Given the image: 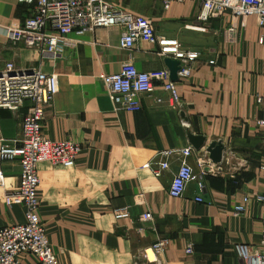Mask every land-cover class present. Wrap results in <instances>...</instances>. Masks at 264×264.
Returning <instances> with one entry per match:
<instances>
[{
	"label": "crops",
	"instance_id": "obj_1",
	"mask_svg": "<svg viewBox=\"0 0 264 264\" xmlns=\"http://www.w3.org/2000/svg\"><path fill=\"white\" fill-rule=\"evenodd\" d=\"M106 1L149 19L157 37L200 53L190 76L176 82L180 108L171 106L161 83L154 81V92L140 98V111H116L100 78L119 73L125 63L158 74L166 67L156 45L137 41L125 51L119 47V27L101 28L75 31L69 37L74 47L60 57H42L23 44L13 45L4 34L21 26L29 17L28 7L0 0V67L12 63L19 70L56 74L59 92L45 110L43 134L81 147L72 168L38 167V214L59 263L240 264L234 246L258 243L264 215L253 199L264 194V133L256 123L262 113L255 103V96L264 92V36L256 19L235 18L226 11L203 23L196 19V0L168 10L159 0ZM231 26L235 33L227 36ZM30 106L25 101L18 111L0 110V145L18 139ZM188 133L204 137L206 144L187 159L195 179L181 197L171 198L168 188L181 163L180 152L190 147ZM212 142L225 148L223 168L201 175L197 160ZM160 162L169 168L157 178L143 168ZM1 171L0 227L22 224L24 207L5 201L19 184V163L4 161ZM198 196L202 203L195 201ZM245 196L251 198L247 210L235 216L233 208ZM146 213L151 219L141 220ZM162 238L167 249L155 261L147 258L144 251ZM188 245L191 253L185 251ZM21 264L40 263L26 255Z\"/></svg>",
	"mask_w": 264,
	"mask_h": 264
},
{
	"label": "built area",
	"instance_id": "obj_2",
	"mask_svg": "<svg viewBox=\"0 0 264 264\" xmlns=\"http://www.w3.org/2000/svg\"><path fill=\"white\" fill-rule=\"evenodd\" d=\"M189 0H159L164 10L172 4H182ZM200 8L196 19L207 22L228 11L233 17L246 19L254 17L264 36V0H196ZM29 9V17L21 26L7 28L4 31L8 41L13 45L23 44L40 56L60 57L64 50L74 47L69 37L75 31L92 32L101 28L119 27L121 35L119 47L125 51L134 49L137 41L158 47L157 55L162 59H171L179 63L177 80H185L191 74V65L199 60L200 53L184 49L177 40L157 37L149 19L141 15L121 10L106 0H18ZM235 33L233 26L227 28V36ZM262 41V37H260ZM214 64V61H208ZM106 86L107 96L113 108L118 111L138 112L141 110L140 98L154 92V81L161 83L160 90L168 97V102L180 108V96L177 83L169 80L166 68L158 74L139 71L133 63H125L119 73L100 76ZM59 92L58 76L45 73L40 68L19 70L12 63L0 67V110L18 111L25 101L31 103L29 111L24 114L20 123L17 140L0 145V187H4L5 178L1 171L4 161H17L20 166L19 184L17 188L5 196L6 203L21 204L24 207L25 221L22 224L0 227V264H21L26 255L33 256L40 264H60L42 225L38 208L40 200L38 188L40 178L38 167L49 164L52 167L72 168L81 147L72 141H51L42 130V121L46 108L53 105ZM157 103L162 99L157 98ZM255 103L260 107L261 117L257 125L264 133V92L255 96ZM264 144V135H263ZM171 152H164L169 155ZM193 154L191 147L180 152L181 163L173 176L168 188L171 198L182 196L185 186L195 179L187 159ZM201 175H213L222 171V166L207 162L204 157L197 160ZM143 168L151 171L154 177L169 168L168 163L160 162L145 164ZM264 171V170H263ZM199 191L202 182H197ZM253 199L264 209V194H257ZM251 198L245 196L233 208V214L240 216L245 213ZM196 202L202 203L198 196ZM141 220H150L151 214L146 213ZM168 247L167 239H158L148 252L154 261ZM187 253L192 247L187 246ZM234 252L240 264H264V215L260 220V236L258 243L250 246L238 243Z\"/></svg>",
	"mask_w": 264,
	"mask_h": 264
},
{
	"label": "water",
	"instance_id": "obj_3",
	"mask_svg": "<svg viewBox=\"0 0 264 264\" xmlns=\"http://www.w3.org/2000/svg\"><path fill=\"white\" fill-rule=\"evenodd\" d=\"M164 65L169 72V80L171 82H177V73L179 69V63L171 59H165ZM187 139L190 147L193 151H200L205 147L206 140L202 136H195L190 133L187 134ZM225 148L220 142H212L206 148L204 152V159L217 166H223Z\"/></svg>",
	"mask_w": 264,
	"mask_h": 264
},
{
	"label": "bare ground",
	"instance_id": "obj_4",
	"mask_svg": "<svg viewBox=\"0 0 264 264\" xmlns=\"http://www.w3.org/2000/svg\"><path fill=\"white\" fill-rule=\"evenodd\" d=\"M148 257H149V259H152V256L150 255V253L148 252Z\"/></svg>",
	"mask_w": 264,
	"mask_h": 264
},
{
	"label": "rangeland",
	"instance_id": "obj_5",
	"mask_svg": "<svg viewBox=\"0 0 264 264\" xmlns=\"http://www.w3.org/2000/svg\"><path fill=\"white\" fill-rule=\"evenodd\" d=\"M122 10V9H121Z\"/></svg>",
	"mask_w": 264,
	"mask_h": 264
}]
</instances>
